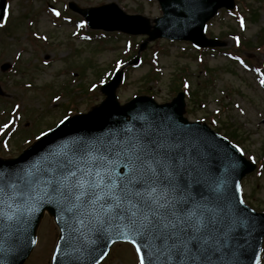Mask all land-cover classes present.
I'll return each mask as SVG.
<instances>
[{"label": "rangeland", "instance_id": "rangeland-1", "mask_svg": "<svg viewBox=\"0 0 264 264\" xmlns=\"http://www.w3.org/2000/svg\"><path fill=\"white\" fill-rule=\"evenodd\" d=\"M68 1L81 7L116 2L129 14L148 18L161 15L156 0H7L10 16L6 26L0 29V66L9 67L0 69V124L12 120L13 134L8 139L6 133L0 134L1 156H16L32 141L34 134L54 126L65 113L85 112L99 103L104 96L98 87L93 88L99 75L114 60L119 61L118 57L124 55L129 44L133 45L132 49L137 48L145 38L143 34L127 37L120 33L88 31L84 23L77 27L81 25V16L67 8ZM246 1L236 0L234 9H240L238 14L246 17L243 29L238 26L237 18L224 9L206 24L207 39L216 38L221 46L217 49L222 50L198 52L188 41L163 38L146 42L139 63L126 68L117 96L120 103L141 94L163 103L175 96L179 80L186 75L198 97L206 95V99L203 105H196L186 94L185 115L190 120L206 121L210 128L231 139L230 131L236 128L238 137L233 140L239 144H234L246 158L262 163L264 87L260 86V75L254 68L248 69L240 63L242 59L232 60L228 56L231 53L228 51H240V56L258 64L259 69L264 66V0ZM50 9L61 15L53 16ZM235 30L236 36L249 41L251 51L243 45L235 48L234 37L230 36ZM86 32L112 37L90 38ZM252 44L262 47L255 49ZM154 56L160 76L150 73L154 67L150 59ZM16 105L20 107L13 111ZM256 172L257 167L242 179L241 193L253 209L264 212V169ZM56 236L57 228L45 216L37 230L36 245L25 264H48ZM101 264H137V260L131 245L122 242L111 248ZM260 264H264V247Z\"/></svg>", "mask_w": 264, "mask_h": 264}, {"label": "water", "instance_id": "water-1", "mask_svg": "<svg viewBox=\"0 0 264 264\" xmlns=\"http://www.w3.org/2000/svg\"><path fill=\"white\" fill-rule=\"evenodd\" d=\"M6 0H0L4 8ZM163 15L152 21L141 15H127L115 3L72 10L81 13L90 27L148 34L147 40L165 36L190 39L199 46L220 45L203 34L205 22L216 10L232 8L234 0H158ZM135 26V28H132ZM147 40L142 44L145 46ZM137 57L133 59V63ZM122 70L100 90L105 98L85 113L69 116L63 124L39 137L16 158H0V261L23 264L32 251L36 230L45 212L59 227L50 264H96L108 252L113 241H126L117 231H103L106 223H95L106 213L103 201L93 204L85 199L68 212L43 181L54 161L64 158L65 145H114L118 150L128 140L155 142L171 147L177 160L183 159L180 181L189 186L195 201L215 209L227 232L226 247L214 258V264H256L264 237V213L241 204L236 185L254 168L237 148L210 130L205 124L185 117L182 93L170 103L158 105L149 97H135L119 104L115 94ZM1 92V91H0ZM115 156V153H108ZM117 173L121 167L117 166ZM126 172L127 170L124 169ZM28 172L33 175H27ZM34 209V210H33ZM114 215V213H113ZM110 218V217H109ZM82 221V223H81ZM230 229V230H229ZM141 248L145 264H155L145 241L132 233ZM221 256L223 257L221 259Z\"/></svg>", "mask_w": 264, "mask_h": 264}, {"label": "snow or ice", "instance_id": "snow-or-ice-1", "mask_svg": "<svg viewBox=\"0 0 264 264\" xmlns=\"http://www.w3.org/2000/svg\"><path fill=\"white\" fill-rule=\"evenodd\" d=\"M50 11L53 16L61 15L55 9ZM9 16L10 7L0 8V28L6 25ZM240 27H245L242 17ZM234 39L239 45V38ZM240 63L244 65L243 60ZM255 71L260 75V86L264 87V74L259 68ZM19 107L16 105L13 111ZM67 119L66 116L60 123ZM12 124V120L0 124V134L10 130ZM43 135L46 133L41 132ZM171 147L145 143L139 138L128 140L118 150L114 145L74 142L72 146L65 145L64 158L54 161L46 170L51 175L43 183L59 196V202L68 212L77 209L85 199L93 204L103 201L101 211L106 215L102 219L97 217L95 223H106L108 227L103 231L115 230L124 236L133 246L139 264H145L141 248L135 239H128L127 233L145 241L155 264H214V258L226 247L225 225L217 218L215 209L195 201L189 186L181 183L183 159L177 160ZM237 151L243 154L239 148ZM112 152L114 157L108 154ZM117 166L121 167L120 173ZM236 191H241L239 184ZM239 202L243 204L244 200ZM35 243L33 240L32 244ZM107 256V252L103 253L100 260ZM255 260L260 264L258 254Z\"/></svg>", "mask_w": 264, "mask_h": 264}, {"label": "trees", "instance_id": "trees-1", "mask_svg": "<svg viewBox=\"0 0 264 264\" xmlns=\"http://www.w3.org/2000/svg\"><path fill=\"white\" fill-rule=\"evenodd\" d=\"M232 133V135H234L235 133H234V131L233 132H231Z\"/></svg>", "mask_w": 264, "mask_h": 264}]
</instances>
